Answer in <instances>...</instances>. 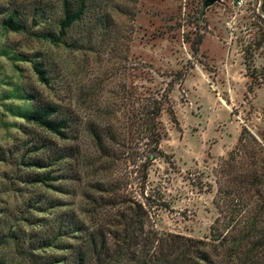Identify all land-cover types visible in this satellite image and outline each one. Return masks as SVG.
<instances>
[{
    "label": "rangeland",
    "instance_id": "obj_1",
    "mask_svg": "<svg viewBox=\"0 0 264 264\" xmlns=\"http://www.w3.org/2000/svg\"><path fill=\"white\" fill-rule=\"evenodd\" d=\"M34 1L0 0V20L2 11L14 6L24 11ZM239 1L114 0L120 10L112 13L114 28L101 46L94 41L91 52L0 29V233L16 231L24 238L39 231L25 219L44 215L27 211L26 204L46 196L45 190L23 182L29 169L19 162L22 156L25 162L44 158L46 151L26 152L44 138L81 150L79 165L64 166L76 179L61 181L71 194L49 193L67 204L48 212L50 221L83 206L81 192L94 194L91 186L103 180L119 199L144 202L148 225L160 234L212 242L216 235L238 233L245 204L237 202L231 185L241 171L228 181L220 170L243 129L260 143L264 138V0H243L240 6ZM198 36L202 41L194 53ZM10 49L47 57L51 88L37 81L28 61L4 55ZM27 93L37 104L53 102L72 111L80 122L72 133L76 139L62 142L7 111L26 110ZM151 96L167 97L168 103L159 117V145L147 153L145 139L138 149L126 139L128 118ZM106 106L115 112L111 123L120 137L102 165L84 127ZM13 251L11 245L0 246L8 264H27Z\"/></svg>",
    "mask_w": 264,
    "mask_h": 264
},
{
    "label": "trees",
    "instance_id": "obj_2",
    "mask_svg": "<svg viewBox=\"0 0 264 264\" xmlns=\"http://www.w3.org/2000/svg\"><path fill=\"white\" fill-rule=\"evenodd\" d=\"M114 11L120 12L114 0H36L24 11L19 6L2 11L0 29L69 51L91 52L94 41L101 46L114 28ZM201 41L200 36L193 41L194 53L198 52ZM7 53L4 55L10 60L28 61L37 81L51 88L53 75L47 57L44 61L42 54L29 57L13 49ZM24 98L29 102L26 110L7 111L62 142L76 139L72 138V133L78 132L80 122L72 111L53 102L37 104L30 93ZM141 101L128 118L131 133L126 142L138 149L137 145L145 139L148 153L159 145V117L168 99L151 96ZM98 113L86 123L84 130L103 165L102 159L113 153L120 132L111 123L115 113L111 106ZM168 113L173 118L172 109L169 108ZM261 141L243 129L239 144L220 170L228 181L237 169L241 171L239 176L232 178L231 191L236 193L237 202L245 204L238 218L241 221L236 222L239 226L243 221V227L234 235L222 238L216 235L212 242H205L160 234L149 227V213L144 202L126 196L119 199L113 193L115 190L103 180L91 186L94 194L81 192L83 206L60 212L52 221L48 220V212L67 206L49 193L71 194L61 181L76 179L64 166L72 162L79 165L81 150L77 145L58 147L47 138L38 140L32 150L26 152L46 151V156L28 162L22 156L19 164L29 169L23 182L45 190L46 196L38 194L26 204L27 211L44 215L25 219L27 226L37 225L39 231L24 238L16 231L0 233V246L2 243L11 245L16 256L27 264H264L263 137ZM155 151L152 154H157ZM0 160L4 158L0 156ZM110 194L113 197L105 198ZM232 219H228V223ZM219 220L221 218L216 223ZM0 264H8L4 255H0Z\"/></svg>",
    "mask_w": 264,
    "mask_h": 264
},
{
    "label": "built area",
    "instance_id": "obj_3",
    "mask_svg": "<svg viewBox=\"0 0 264 264\" xmlns=\"http://www.w3.org/2000/svg\"><path fill=\"white\" fill-rule=\"evenodd\" d=\"M242 2H243V0H240V1L238 2V5L240 6V5L242 4Z\"/></svg>",
    "mask_w": 264,
    "mask_h": 264
},
{
    "label": "water",
    "instance_id": "obj_4",
    "mask_svg": "<svg viewBox=\"0 0 264 264\" xmlns=\"http://www.w3.org/2000/svg\"><path fill=\"white\" fill-rule=\"evenodd\" d=\"M209 2H216V1H219V0H207Z\"/></svg>",
    "mask_w": 264,
    "mask_h": 264
}]
</instances>
